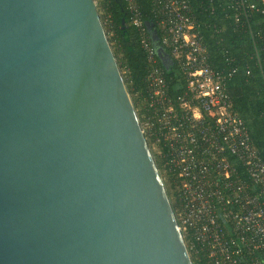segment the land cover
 <instances>
[{
  "label": "water",
  "instance_id": "95a60500",
  "mask_svg": "<svg viewBox=\"0 0 264 264\" xmlns=\"http://www.w3.org/2000/svg\"><path fill=\"white\" fill-rule=\"evenodd\" d=\"M0 264H194L96 0H0Z\"/></svg>",
  "mask_w": 264,
  "mask_h": 264
},
{
  "label": "built area",
  "instance_id": "2783aa9c",
  "mask_svg": "<svg viewBox=\"0 0 264 264\" xmlns=\"http://www.w3.org/2000/svg\"><path fill=\"white\" fill-rule=\"evenodd\" d=\"M197 1L211 10L227 6L236 27L247 28L254 11L264 14L250 0H151L160 42L186 80L184 92L175 97L141 14L129 0L150 63L142 128L148 141L166 146L176 218L190 239L194 262L264 264V162L228 92V74L209 63L197 29ZM259 36L264 40V31ZM252 58L264 78V53L257 50Z\"/></svg>",
  "mask_w": 264,
  "mask_h": 264
},
{
  "label": "trees",
  "instance_id": "16d2710c",
  "mask_svg": "<svg viewBox=\"0 0 264 264\" xmlns=\"http://www.w3.org/2000/svg\"><path fill=\"white\" fill-rule=\"evenodd\" d=\"M131 1L138 8L146 29L149 22L157 24L151 0ZM250 1L264 8L263 0ZM100 8L108 19L106 31L128 90L143 102L148 95L150 63L142 44L141 30L131 19L129 0H101ZM195 8L197 29L207 46L209 63L217 72L228 74V92L264 162V78L252 58L257 50L264 53V40L259 36L264 31V14L254 11L248 27L243 28L235 26L227 6L211 10L207 2L197 1ZM158 62L171 95L182 94L186 80L179 63L173 60L166 68L159 58Z\"/></svg>",
  "mask_w": 264,
  "mask_h": 264
},
{
  "label": "rangeland",
  "instance_id": "374dc122",
  "mask_svg": "<svg viewBox=\"0 0 264 264\" xmlns=\"http://www.w3.org/2000/svg\"><path fill=\"white\" fill-rule=\"evenodd\" d=\"M96 3H97V7H98V10H99V13H100V16H101V19H102V22H103V25L105 27V30H106V26H108V19L107 17L105 16L104 12L102 11V9L100 8V3H101V0H96ZM107 32V31H106ZM108 35V33H107ZM112 35V34H111ZM110 35V36H111ZM109 37V35H108ZM117 58V57H116ZM124 73V72H122ZM131 95V94H130ZM131 98L133 100V103H134V106H135V109H136V112H137V115L139 117V120L141 122V125H142V118H143V102L139 101L137 99V95H131ZM149 142V146H150V149H151V152L156 160V163H157V166L159 168V171H160V174L163 178V182L165 184V187H166V190H167V193H168V196L170 198V201L172 203V206H173V209H174V212H175V215H176V209H177V205H176V199H175V188H174V184L170 178L169 175H167L162 169H160L159 165H158V152H157V147L154 143V141L150 140L148 141ZM182 234L184 236V239H185V242H186V245L188 247V250L190 252V255L192 257V253H191V250L189 248V243H190V239L187 237V235L182 231ZM192 260H193V263L196 264L194 262V259L192 257Z\"/></svg>",
  "mask_w": 264,
  "mask_h": 264
},
{
  "label": "flooded vegetation",
  "instance_id": "af4514ba",
  "mask_svg": "<svg viewBox=\"0 0 264 264\" xmlns=\"http://www.w3.org/2000/svg\"><path fill=\"white\" fill-rule=\"evenodd\" d=\"M157 152H158V165L160 169H162L167 175L166 163L169 161V156L166 151V146L164 144L157 145Z\"/></svg>",
  "mask_w": 264,
  "mask_h": 264
}]
</instances>
